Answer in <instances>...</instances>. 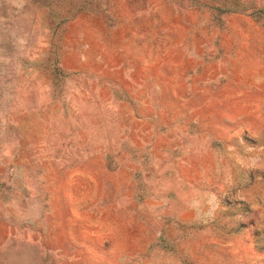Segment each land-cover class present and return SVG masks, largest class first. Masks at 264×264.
Returning a JSON list of instances; mask_svg holds the SVG:
<instances>
[{
    "label": "rangeland",
    "instance_id": "obj_1",
    "mask_svg": "<svg viewBox=\"0 0 264 264\" xmlns=\"http://www.w3.org/2000/svg\"><path fill=\"white\" fill-rule=\"evenodd\" d=\"M0 264H264V0H0Z\"/></svg>",
    "mask_w": 264,
    "mask_h": 264
}]
</instances>
